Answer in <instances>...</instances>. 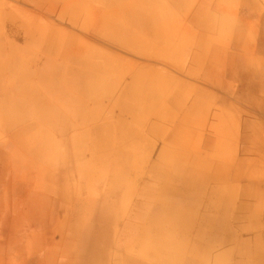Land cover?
I'll list each match as a JSON object with an SVG mask.
<instances>
[{
	"label": "crops",
	"instance_id": "crops-1",
	"mask_svg": "<svg viewBox=\"0 0 264 264\" xmlns=\"http://www.w3.org/2000/svg\"><path fill=\"white\" fill-rule=\"evenodd\" d=\"M8 1L14 3L0 0V7L15 8L21 34H35L28 38L25 53L33 55L31 43L39 31L51 35L59 30L65 42L61 50L75 44L79 66L105 80L98 96L79 101L81 113L57 112L67 117L60 128L81 132L91 123L93 130L81 133L103 135V120L117 117L110 132L116 127L126 135L117 149L133 168L142 160L143 173L138 180L133 170L132 178L121 180L122 189L115 191L117 183L109 194L82 188L72 178L68 140L53 145L57 148L52 152L32 138L30 144L23 142L24 133H39L23 123L38 116L30 108L22 112L23 103L35 106L39 100L37 79L23 78L35 70L25 68L9 78L0 65V122L10 119L0 124V264H59L60 252L65 258L63 231L69 221L91 232L88 239L73 232L71 240L78 238L74 264H89L83 253L99 241L124 264H264V0ZM28 6L37 13H24ZM5 35L10 36L2 33L0 38ZM119 49L157 65L158 82L149 75L123 82L118 72L133 71L134 65H119ZM58 63L63 71L72 66L65 59ZM106 70L116 71L115 76L103 79ZM128 85L142 88L141 100L116 96L119 87ZM107 86L114 88L110 104L102 97ZM135 106L143 112L137 131L141 149L129 137L135 134L134 125L128 124ZM75 120L81 123L72 126L79 123ZM96 144L101 159L102 142ZM231 148L239 151L238 161ZM53 164L54 169L49 167ZM233 184L242 212L237 227L230 218ZM39 192L43 199L50 194L58 199L56 224L49 225L47 208L37 214L45 205L36 199ZM132 197L138 199L133 206L148 217L136 227L139 217L132 216L121 239L112 240L113 226ZM142 198L147 205L141 207ZM103 216L113 222L99 240L93 232L104 227Z\"/></svg>",
	"mask_w": 264,
	"mask_h": 264
},
{
	"label": "rangeland",
	"instance_id": "rangeland-1",
	"mask_svg": "<svg viewBox=\"0 0 264 264\" xmlns=\"http://www.w3.org/2000/svg\"><path fill=\"white\" fill-rule=\"evenodd\" d=\"M2 2H5L6 4H11L14 3L13 1H8V0H1ZM2 11H0V35L3 33L10 34V36L5 35L4 38H0V65L2 68H4L6 71L4 72L5 74L7 73L8 76L6 77H11L15 78L18 74L19 71L22 69L27 68L30 70L32 68L34 73L31 75L25 74L23 77L26 79L28 78H34L37 79L38 81V103L39 104H46L48 108L54 106L57 109V112H59L60 115H64L62 113L65 111V116H68V113L73 114L74 113H81L80 112V107H79V101L82 100H89L91 95H97L98 92L92 91V88L90 87V82L91 78L89 79L88 84L86 86H80L77 85L79 82V77L78 74H82L83 68H81L78 65H75L76 67L71 68L66 71H63L62 67L60 66V63H57L61 61L63 58L61 55L65 56L68 55L70 50L75 49L73 46L75 44L71 43L70 47L68 46V43L64 46L66 48V51H61V54L55 57L52 55L51 51V45L47 43L48 39L43 36L44 31H39V36L38 39H35L34 43L35 45L33 46L34 49L32 50L34 53L33 55L30 54V52L25 53L23 51L24 49L26 50V45L30 37L34 36L35 34L32 33H27V34H21V30L19 28V25L14 21L13 17V11L14 7L12 6H4L0 7ZM24 13L28 14V16H31L32 13H37L35 8L31 7H23ZM40 14L41 12L38 11ZM7 13V14H6ZM6 18V19H5ZM11 24H14L16 31L15 32L12 28H14ZM17 25V26H16ZM47 34V33H46ZM7 37V38H6ZM29 38V39H28ZM31 43V44H34ZM46 43L48 45H46ZM65 42H63V45ZM63 45L61 47H63ZM48 47V48H47ZM69 47V48H68ZM77 50V49H75ZM30 51V50H29ZM49 51V52H48ZM117 58L119 59V65L120 66H131L132 64L134 65V70H129L127 71H119L118 76L123 82L127 78L131 77H138V78H144L145 76L150 78L157 83L159 79V70L157 65H152L147 62L145 58H143L141 55L137 54H132L128 52L127 50L119 49L115 51ZM38 55V56H37ZM29 58V59H27ZM52 58H56V61L52 62ZM61 58V59H59ZM67 58V57H66ZM134 58V59H132ZM52 59V60H51ZM53 63L57 64V67L59 66V76H54L56 79L55 81H44V78H46V75H50V70L53 67ZM73 66V65H72ZM70 66V67H72ZM93 79H95L96 75L95 72L92 73ZM129 74V75H128ZM93 81V80H92ZM97 82V81H96ZM106 88L103 87V92H102V97L104 98L103 100L107 101L108 104L109 102L112 101L114 98H112V95H108V93L105 92ZM118 89V88H117ZM120 91H116V96L122 95L124 97L127 96H136L137 100H141V97L143 95V92L141 91L142 88L139 86H124V87H119ZM86 95L85 99L80 98L79 95L81 94ZM64 95L67 96L64 100L67 101H56L59 96ZM49 97V98H48ZM78 97V98H77ZM93 97V96H92ZM53 98V100L57 103H54V101L49 100ZM118 99V98H117ZM60 100V99H58ZM94 100V99H93ZM27 104V103H23ZM28 105V104H27ZM79 107V109H77ZM29 112V108L27 109ZM34 110V109H33ZM33 114H37L38 111H33ZM57 114V113H56ZM54 115L55 121L60 123V121H65L67 117L63 116H58ZM51 114L47 116H39L37 119H27L24 120V124H28L30 126H33L37 133L36 135L32 134H26L24 133L22 135V139L24 143L30 144L31 138L33 142L38 143L41 145L42 143H45V148L48 150V152H52L54 148H57L56 146L53 147V145L57 144H64L69 141V147H70V159H71V171H72V178L75 180L77 184H80L82 188H86L87 190L91 191H106L107 194L110 193V188H114V185L118 183V186L115 185L116 189L121 186V180H125L126 178H132L130 176V173L134 170V172L137 170L136 167L130 166L128 163L129 161H125L122 159V156L120 155L118 151V147L120 145V141L122 139H126V135L119 134L117 131H119L118 128H115L114 134H112L110 131H112V128H110L111 124H116L119 120L117 117H107L106 120H103V131H107L103 135H94V134H83L81 133L82 130H93L90 129L91 123H87V125L84 124V126L81 129V132L79 129L75 128L74 133L69 132L68 129H57L55 126L52 124V119H50ZM107 115V113L105 114ZM75 117H79L75 115ZM133 118L129 119V126L132 124L135 127V131L137 132L140 130L139 128L142 127V125L139 123V121H143V112L141 106L137 107L135 106L133 109ZM13 120V119H12ZM11 120V122H12ZM10 119H2L0 124L4 125L3 123L9 122ZM77 121V120H75ZM91 121L97 122L98 119H92ZM75 126H78V124H75ZM77 129V130H76ZM64 130H66L65 133H62ZM121 130V129H120ZM60 132V133H58ZM16 137L15 135H11L10 138ZM135 137L140 138V143H139V149H141V138L142 135H136ZM97 138V141H96ZM234 137L231 135V140ZM99 141L102 142L103 146V152H102V157L101 160L102 162H97L96 159L93 158L94 152L98 151L96 147H98V144L96 142ZM50 146V147H49ZM231 157L236 159L238 161V150L237 149H229ZM100 152L98 151V154ZM236 161V162H237ZM54 166L56 165H49L50 168L54 169ZM142 175V173H141ZM141 175L138 177V180L141 179ZM120 182V183H119ZM236 186V191L232 193V198H231V224L232 226H238L239 220L237 219V215L239 214L238 212V191H237V184H233ZM142 186V184H141ZM139 185L138 187L141 188ZM119 190V189H117ZM40 191V190H39ZM101 192V191H100ZM33 195H36L33 193ZM137 195V194H135ZM43 194L39 192L38 201L40 203H45V205L41 206L37 209L38 213L44 209L47 208L48 212V220H50L49 225L56 224L57 219H58V214L54 211L55 207L58 203V199L53 195L50 194L49 197L47 198H42ZM35 199V198H34ZM107 200L106 198H104ZM137 198L135 199L132 197V200H130L126 204V209L123 215L122 219L120 222H118L116 225L113 226V229H117L115 232H113V237L112 240L115 239L119 240L121 239L122 233L125 231L127 228L126 224L130 223L131 217L132 216H138L139 218L134 219V222L136 224V227L141 226V223H143L148 217V215H142L141 213L143 212L142 210L136 208L133 206V204L137 205ZM144 198L141 199V202L138 203V206H144L147 204L142 203ZM24 204L27 202L26 198H24ZM135 202V203H134ZM90 208H93L94 203H89ZM108 204H106V208H108ZM151 209V208H149ZM92 210V209H91ZM71 210L66 211L67 214L66 216L71 218L70 214ZM142 217V219H141ZM105 218V217H104ZM112 221H104V227L102 230H107V226L109 223ZM113 222V221H112ZM132 222V221H131ZM73 222L69 221L67 225H65L63 235L65 236L66 239V245H65V258L62 257V253L60 252V260L59 264H74L77 263V259L75 255L72 254L73 247L78 245L77 239L71 240V237H73V232L75 231L78 235L81 234L79 237L82 238L84 235L88 236L89 231L88 229H83L82 224H80L79 229H76V226H72ZM106 224V225H105ZM113 230V231H114ZM121 230V231H120ZM118 231V232H117ZM87 232V233H86ZM96 233V230H95ZM119 233V235H118ZM97 234V233H96ZM118 235V236H117ZM115 241V240H114ZM118 242V241H117ZM71 250V252H70ZM64 260V261H63Z\"/></svg>",
	"mask_w": 264,
	"mask_h": 264
},
{
	"label": "bare ground",
	"instance_id": "bare-ground-1",
	"mask_svg": "<svg viewBox=\"0 0 264 264\" xmlns=\"http://www.w3.org/2000/svg\"><path fill=\"white\" fill-rule=\"evenodd\" d=\"M7 14V13H6ZM6 19V18H5ZM14 28H12L15 32H17L16 31V28H15V26H14V24H11ZM17 26V25H16ZM58 32H59V30H55L54 31V34H46V33H44L43 34V36L44 37H46L47 39H48V41H47V43L48 44H50L51 45V49H53L52 51H51V53H52V55H54L55 57H57L58 55H60L61 54V46L63 45V42H64V40H63V38L58 34ZM46 43V45H48ZM33 45H35V43L33 44ZM48 48V47H47ZM75 48V47H74ZM76 49V48H75ZM75 49H72V50H70V52L68 53V55H66V57L67 58H65V60L66 61H68L69 63H71L73 66L72 67H69V69H71V68H74V67H76L75 65H81L82 63H79L77 60H80V52L78 51V50H75ZM49 52V51H48ZM52 60V59H51ZM52 62H54L53 60H52ZM81 62V61H80ZM58 63V62H57ZM69 63H67V64H69ZM104 63L107 65V63H106V61L104 60ZM53 67H51L52 69L49 71L50 72V75H46V78H44V81H47V82H50L51 80H53L54 79V76H59L60 75V73H59V71H58V69H59V66L57 67V64L55 63H53V65H52ZM64 67H62V69H63ZM82 68V67H81ZM83 73L81 74H78V76H80L79 77V82L77 83V85H80V86H82V88H83V86H86V84H88V82H89V79H90V74H91V72H93V71H89V70H85L84 68H83ZM106 74V75H105ZM110 74H111V77H114L115 76V74H116V71H112V70H106L105 72H103V75H102V77H103V79L105 78V77H107L108 75V77H110ZM24 79H26L25 77H23ZM98 79H102L101 78V76L99 75V76H96L95 77V79H93V82L91 81L90 82V84H92V85H90V87L92 88V91H94V92H98V91H96L97 89H100L101 88V85H102V83H104V81L105 80H101V82L98 80ZM95 81H97V83H95ZM99 83V84H98ZM103 86V85H102ZM84 89V88H83ZM105 90V92L106 93H108V95L110 96L111 94H112V92L111 91H113L114 90V88L113 87H109V86H107L106 87V89H104ZM103 91V90H102ZM80 96V98H82V99H85V97H86V95H84L83 93L81 94V95H79ZM93 103H94V100H93ZM28 104V105H27ZM27 104H22V112H23V114L25 115L26 113H28V108H30V110H33V109H35V108H37V116L39 117V116H42V115H45L46 117L49 115V114H51L49 117H50V119H52V124H53V126H55L57 129H60V124L63 122V125L64 126H66L67 125V123L65 122V121H60V123H58L57 121H55V119H54V115L57 113V109L58 108H56V107H54V106H52V107H50V108H48L47 106H46V104H39L38 103V101L37 102H35V106H32V104H30V103H27ZM30 110H29V112H30ZM52 110H54V112L52 111ZM62 118H63V116L61 117V120H62ZM76 122H79V120H77ZM81 122H79L78 123V125L80 124ZM139 123L142 125L143 123H144V121H139ZM71 125L72 126H75V124L74 123H72L71 122ZM136 135H140V134H138L136 131H135V134L134 135H132V136H129V137H133L134 138V140L136 141V142H134L135 144H139L140 143V138L139 137H135ZM100 136V135H99ZM124 140H125V138H124ZM141 141H142V139H141ZM126 142V141H125ZM130 144V143H129ZM135 148H136V146H135ZM93 158L94 159H96L97 160V162H102V160L100 159V157H99V154H98V151H95L94 152V155H93ZM137 162V161H136ZM138 165L140 166H136V168H137V170H136V172H134V174L136 175V178H138L140 175H141V173H143V167H142V165H141V163H142V160H138ZM229 170H230V168H229ZM118 186V185H117ZM117 189H119V190H121L122 189V184H121V186L119 185V187H117ZM116 189V187H115V191H118ZM112 191H114V189L113 188H110V192H112ZM235 191V190H234ZM110 207V206H109ZM107 208V210H109L110 208ZM106 210V211H107ZM239 218H242V212H240V214H238L237 215V219L239 220ZM103 221H110V216H108V217H105L104 218V216H103ZM112 222V221H111ZM40 223V222H39ZM86 229H88V228H86ZM105 230L103 229H100V230H97V234L95 233V232H93V234L95 233V237H96V239H99V240H101L103 237H101V235H99L101 232H104ZM91 232H90V230H89V234H90ZM88 234V236H86V235H84V237H83V239H88L89 238V235ZM82 241V240H81ZM88 243V242H87ZM100 243V241L99 242H96V243H94L93 242V244L87 249V251H84V255H86L87 256V259L90 261V263L89 264H124V262H122V261H119V260H117V259H115L114 258V255L115 254H113V252H111L110 251V249L109 250H105V247L104 246H102V247H100L98 244ZM102 245H106V243L105 242H102ZM99 247V249H100V251H98L97 249H96V247ZM128 249V248H127ZM129 250V249H128ZM130 252H133V249L131 248L130 250H129ZM132 262H130V261H127L126 262V264H131ZM133 264V263H132Z\"/></svg>",
	"mask_w": 264,
	"mask_h": 264
}]
</instances>
